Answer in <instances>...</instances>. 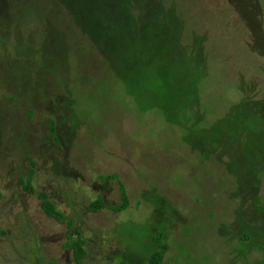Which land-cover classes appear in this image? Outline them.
Listing matches in <instances>:
<instances>
[{"label": "rangeland", "instance_id": "1", "mask_svg": "<svg viewBox=\"0 0 264 264\" xmlns=\"http://www.w3.org/2000/svg\"><path fill=\"white\" fill-rule=\"evenodd\" d=\"M73 230L81 264L159 232L162 264H264V0H0V264H76Z\"/></svg>", "mask_w": 264, "mask_h": 264}, {"label": "trees", "instance_id": "2", "mask_svg": "<svg viewBox=\"0 0 264 264\" xmlns=\"http://www.w3.org/2000/svg\"><path fill=\"white\" fill-rule=\"evenodd\" d=\"M49 129H50L51 134L54 135L55 134V123L52 119L50 120V123H49ZM104 178L109 181V180H113L114 178H116V175L111 174V175L105 176ZM119 187H120L122 201L120 205L112 207L114 211H121L129 205V198L127 196V192L122 182H119ZM26 189L28 192L33 191L32 187L30 186H27ZM41 198H42V207L48 215L56 218L59 221H62L65 219L64 216L61 214V212H59L56 209L57 208L56 205L48 198L47 194H42ZM102 207H103V200H102V197L100 196H98L97 199L93 201L90 205V208L93 211H96ZM69 224L73 225V223H69ZM73 234H75L79 240L78 243L73 244L71 246L73 249V253H74L73 259L76 264H81L86 255L84 247H83V245L85 244V241L82 236V233H80L79 231L73 230ZM165 240H166V236L165 234L161 232L157 233L156 236H154V241L157 244H160V247L157 251H155L154 253L150 255L148 259V264H162L163 263V260L165 258V255L168 249ZM48 264H53V263H48ZM122 264H127V263H122Z\"/></svg>", "mask_w": 264, "mask_h": 264}, {"label": "flooded vegetation", "instance_id": "3", "mask_svg": "<svg viewBox=\"0 0 264 264\" xmlns=\"http://www.w3.org/2000/svg\"><path fill=\"white\" fill-rule=\"evenodd\" d=\"M81 233V232H80Z\"/></svg>", "mask_w": 264, "mask_h": 264}]
</instances>
